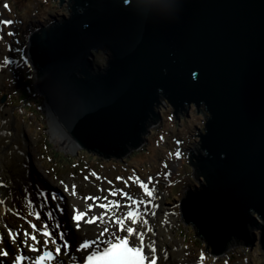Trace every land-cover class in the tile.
I'll return each mask as SVG.
<instances>
[{"label": "water", "instance_id": "obj_1", "mask_svg": "<svg viewBox=\"0 0 264 264\" xmlns=\"http://www.w3.org/2000/svg\"><path fill=\"white\" fill-rule=\"evenodd\" d=\"M67 1L69 15L30 30L27 55L68 138L123 158L146 143L163 101L178 121L204 105L206 132L187 154L200 186L184 190L180 216L212 255L233 238L264 253V0Z\"/></svg>", "mask_w": 264, "mask_h": 264}, {"label": "rangeland", "instance_id": "obj_2", "mask_svg": "<svg viewBox=\"0 0 264 264\" xmlns=\"http://www.w3.org/2000/svg\"><path fill=\"white\" fill-rule=\"evenodd\" d=\"M3 1L0 0V21L9 19L12 23L6 25L5 29L2 30V28L0 31V49L6 51L5 56L13 63L0 68V73L9 75V77L4 79L5 85L0 92V105L9 110L11 118L18 120L16 126L22 125L27 129V137L32 142L30 147L31 155L28 156L30 166L43 175L45 185L47 184L54 189L56 193L61 192L66 199L71 196L72 186L75 185L77 194L82 195L83 198L107 197L108 201H120V209H123V212L127 210L129 203L127 198L119 194L116 196L110 195V191H117L118 193L120 190L127 193L129 191L131 194H128L135 198L138 195H143L142 190L133 180L131 181L134 185H131L126 179L139 177L141 181L147 183L148 178L151 177L149 188L154 189L155 196H159L162 209H166L164 211H168L167 213H170V217L173 219L172 223L165 221L162 227L165 228L172 238L177 240L179 245L184 247L182 249L187 255V261H195L197 264H201L200 249H204L202 248L203 241L199 237H193V228L180 220L178 201L184 195V189L190 184L192 186L196 184L200 186L198 181L193 179V169L188 163L187 154L190 149L198 153L201 143L198 134L206 132L205 124L209 117L205 107L202 106L201 109H197L194 104H191L189 111H181L185 117L182 116V119L178 121L172 114L170 115L173 110L171 105L163 101L161 106L158 107L159 111L165 113L163 123L161 125L157 122L151 126L150 130L152 131L149 133L150 135L148 134L150 136L149 149L140 152L139 158H133V154L130 152L131 154H128L132 155L131 158L125 157L123 160L121 159L122 157L103 159L107 162L117 159L116 161L122 165L120 167L116 163H108L104 166L96 165L95 162L97 161H92L91 165L87 166L88 160L91 161L93 157L83 151L86 149L80 146L72 150L65 149L59 142L52 139V133L49 131L51 125L48 116L49 112L43 105L42 96L35 91V80L37 77L27 57V32L30 29L35 30L41 23L47 24L51 20L50 15L58 16V18H61L62 15H69L70 2L67 1L61 5L58 0H9V6L4 8ZM38 18L39 20H37ZM0 25L3 27L4 24ZM9 33H12V35H9ZM11 49L12 52H10ZM100 55L101 57L99 58H102L101 63L102 67H104L108 56L103 51L100 52ZM28 93L31 96H35V98H32V100L31 96L27 95ZM4 95L6 99L1 100ZM40 98H42L41 101ZM44 131L48 132L49 136H52L49 141L56 145L57 153L62 150L66 151V154L72 152L74 154L80 151L78 156L74 154L76 158L73 157L70 162L66 161L68 164L66 169L62 166L63 169L58 168L61 162L65 161V158L55 157L54 152L50 153L52 160L47 157L44 163L41 162L44 159L43 157H45L40 154V149L45 148L44 143L41 141ZM146 146L145 144L143 147ZM177 152L180 153L179 157L176 155ZM128 160L132 163L124 166L123 164ZM141 161H144L145 164L142 165H145V168L139 164ZM137 171H140V173ZM102 172L106 175L100 177L99 175ZM118 177L121 179H118ZM200 177L204 181L203 176L201 175ZM65 186L68 187V191H65ZM50 188L46 189L49 196L54 193ZM168 197L170 198L169 201H167ZM89 201L94 203L91 200ZM4 222V227L9 225L13 229L20 226L25 228L29 226L23 217L12 218ZM0 225H2L1 222ZM250 231H252L251 228ZM195 238H199L201 244L195 241ZM188 245L198 246L200 249L191 248ZM231 248L233 249L234 247L232 246ZM250 253L248 260L243 259V262L245 261L247 264H264L263 250L258 243ZM203 254L205 259L203 263L209 264L211 257L207 253ZM225 256L224 254L215 258L213 264H226ZM240 263L241 261L235 262V264Z\"/></svg>", "mask_w": 264, "mask_h": 264}, {"label": "bare ground", "instance_id": "obj_3", "mask_svg": "<svg viewBox=\"0 0 264 264\" xmlns=\"http://www.w3.org/2000/svg\"><path fill=\"white\" fill-rule=\"evenodd\" d=\"M1 14V11H0ZM3 21V20H2ZM3 27L0 25V31ZM5 50L0 49V61L5 57ZM9 77L8 74L0 73V92L4 88V79ZM47 109L48 116L50 119L49 131L52 133V139L59 142L66 149H76L79 147L76 142L68 138V135L64 132L62 127H60L57 120L53 116V112L45 106ZM18 120L16 118H11L9 116V110L6 107H1L0 105V222L2 223V228H0L1 234L5 237L2 243H0V250L4 247L6 250L10 251L9 256L5 257L0 255V264H13L15 254L18 252V247L16 244L10 242V238L5 232V220L16 219L23 217V219L31 221V223L37 224L41 228L43 224L54 228L55 230L57 223L60 226H65L69 228L67 236L71 237L74 241L73 249L77 250V246L80 242L89 239L96 238L99 235V229L105 225L87 224L81 221L80 228L77 230L75 223L72 219L73 208H83L85 201L83 196L80 194L71 195L69 198L63 199L61 195L55 194L61 199L53 200L52 195L48 194L47 188H50L47 184L45 185V179L42 174H39L37 170L30 166V161L28 156L31 155V145L32 142L27 134V129L22 125L16 126ZM205 132V131H204ZM203 133V132H202ZM67 135V136H66ZM35 181H37L35 183ZM52 192L54 189L50 188ZM43 193L44 195H41ZM142 195H138L136 198H140ZM32 202V207L28 206V201ZM159 196H153L152 203L148 205H143L140 208L141 212H144V208H147V212L144 213L145 218L149 222V226L153 229L152 233H148L146 239L155 241L157 248V264H197L195 261H187V255L184 252L183 246L177 243V240L172 238L169 233L166 232L162 224L172 223L173 219L170 217V213L165 212L162 209V204L159 201ZM104 201H100L102 203ZM56 203L61 205L64 210V216H57V211L52 210L51 205ZM87 203L92 204V202L87 201ZM99 204V203H96ZM153 205L155 207H153ZM124 208V207H123ZM123 209H114L117 215H123L126 211ZM105 209L94 207L91 216H97ZM30 212H35L40 214V219L37 220L35 215H29ZM155 213L153 216L151 213ZM44 213V214H43ZM48 213H52V217H48ZM111 215V212H109ZM158 223V226L153 224ZM9 227V225L7 226ZM6 227V228H7ZM30 227V226H29ZM17 228V227H16ZM15 228V229H16ZM57 230H60L57 229ZM33 233V231L31 232ZM124 235V233H120ZM59 236V231H56L54 237ZM107 238V236H105ZM25 237L24 234L21 235L18 242L23 243ZM235 238L229 244L233 243ZM31 241V239H29ZM212 247V244H209ZM16 252V253H14ZM225 252V251H224ZM166 253V256H165ZM224 255V254H223ZM6 260L5 263H2Z\"/></svg>", "mask_w": 264, "mask_h": 264}, {"label": "snow or ice", "instance_id": "obj_4", "mask_svg": "<svg viewBox=\"0 0 264 264\" xmlns=\"http://www.w3.org/2000/svg\"><path fill=\"white\" fill-rule=\"evenodd\" d=\"M127 2V0H126ZM12 21H0V24L10 25ZM12 35V33H9ZM13 63L8 57H3L0 61V68L6 67ZM179 157L180 153H176ZM118 179H121L118 177ZM137 183L143 195L140 198H134L127 192L120 190L110 191V195H121L126 197L128 200L127 211L123 215H117L114 209L118 210L121 207L120 201H109L104 204H96V201L105 200L107 197H84L85 201L83 208H73L72 219L75 223L77 230L80 228V223L83 221L87 224L105 225L99 229V235L94 240H84L77 246L78 252H85L86 255L83 258L82 264H157V248L155 241L146 239L148 233H152L153 229L149 226L148 220L145 218L144 213L147 212V208H144V212L140 211L141 206L152 203L154 196V189L149 188L152 178H148V182L141 181L139 177H129ZM127 184V182H125ZM65 191H68V187L65 186ZM71 195H76V186L73 185L71 189ZM41 195H44L41 193ZM52 199H61L55 194H52ZM93 201L94 203L89 204L87 201ZM0 203H3L0 200ZM28 206L32 207V202L28 201ZM94 207L105 209L97 216H91V212ZM153 207H155L153 205ZM59 208V206H58ZM61 212L63 209H59ZM111 212V215H109ZM153 216L155 213H151ZM29 215H35L36 219H40V214L30 212ZM49 218L52 217V213L47 214ZM30 223V227L33 229V233L27 231L24 232L23 245L29 249V251L41 252V248L37 245H41V241L37 239L35 232H39L41 236L45 237L43 240L42 254L38 255L32 264H45L46 261L54 260L61 253V248L68 249L71 245L65 240L63 232H59V240L63 241V244L57 243V240L53 238V233L48 230L49 226L45 223L40 229H37L36 224ZM56 228L59 229L60 225L57 223ZM124 233V235H120ZM19 233H13L9 229V237L16 242ZM107 236V238H105ZM31 239L32 244H28V240ZM3 242V237L0 236V243ZM49 243L55 245V251L47 250ZM95 245V247H93ZM103 245V247H101ZM19 247V245H18ZM90 250V251H89ZM0 255H9L7 250H0ZM166 256V253H165ZM31 259L23 255L22 251L19 255L14 258V264H23L24 260ZM204 254L201 253L200 261L203 264Z\"/></svg>", "mask_w": 264, "mask_h": 264}, {"label": "trees", "instance_id": "obj_5", "mask_svg": "<svg viewBox=\"0 0 264 264\" xmlns=\"http://www.w3.org/2000/svg\"><path fill=\"white\" fill-rule=\"evenodd\" d=\"M51 16V15H50ZM100 55V53L99 54H97V57H96V63L97 64H99V65H102V63H101V61H102V58H99V57H101V55ZM28 96H31V94L30 93H28L27 94ZM32 98H35V96H31V99ZM37 99V98H36ZM41 99L42 98H40V101H41ZM33 100V99H32ZM38 100V99H37ZM40 101H38V102H40ZM163 115H164V113H163ZM42 138H41V141H42V143H44L43 145H44V147L45 148H41L40 150H41V152H42V154L45 156V158H49V159H51L52 160V156H51V152H54V155H55V157H57V156H60V159H62V158H65V161H62L61 162V164H60V166L58 167V168H64V169H66L67 167H68V164L66 163V161H71V159L73 158V157H75V155L74 154H71V153H68V154H66V153H64L63 151H58L59 153H57L56 151H57V148H56V146L55 145H53L52 144V142H50L49 141V139H48V137H49V135H48V133L47 132H45L44 131V133H42V136H41ZM149 137V139H148V143H147V146L146 147H143L142 149H139V150H137V151H133V152H131L132 154H133V158H139L138 157V155L140 154V152H142V151H146L147 149H149V141H150V136H148ZM41 143V144H42ZM83 151H85L88 155H90V156H92L93 158L91 159V161L90 160H88V162H87V166H89V165H91V162L92 161H97V162H95L96 163V165L98 164V165H100V166H104V165H107L108 163H110V164H113V163H116V165L117 166H122L121 165V163H118L117 161H115V160H113L112 162H107V161H104L103 159L104 158H101V157H97V155H95V154H93V153H88L86 150H83ZM80 152V151H79ZM79 152H78V154L76 155V156H78L79 155ZM130 153V154H131ZM130 154H128L127 156H126V158L127 157H130L131 158V156H130ZM76 158V157H75ZM103 162V163H102ZM90 163V164H89ZM132 162H130L129 160L128 161H125V166H128V165H130ZM123 164V165H124ZM140 165H142V164H145L144 163V161H141V163H139ZM62 166V167H61ZM143 167H145V165H142ZM62 168V169H63ZM191 185V184H190ZM193 228V227H192ZM194 235H196V234H194ZM193 237H195V236H193ZM195 241H197L198 243H200V241H199V238H195L194 239ZM201 244V243H200ZM232 245H235L234 246V248L228 253V260L226 261L227 262V264H230L232 261L233 262H236L237 260H240L241 259V255H246L247 253H246V251H247V249H246V247H243V241L242 240H236V239H234V241H233V243H231ZM240 246H242V247H240ZM239 250V254L237 253V251ZM241 251V252H240ZM236 254H238V255H236ZM236 258H238V259H236Z\"/></svg>", "mask_w": 264, "mask_h": 264}, {"label": "flooded vegetation", "instance_id": "obj_6", "mask_svg": "<svg viewBox=\"0 0 264 264\" xmlns=\"http://www.w3.org/2000/svg\"><path fill=\"white\" fill-rule=\"evenodd\" d=\"M202 106H204V105H201V107L199 108V109H201L202 108ZM205 107V106H204ZM183 111H185V110H183Z\"/></svg>", "mask_w": 264, "mask_h": 264}]
</instances>
